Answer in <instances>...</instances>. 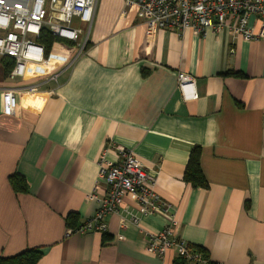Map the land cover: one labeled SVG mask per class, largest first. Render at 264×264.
I'll list each match as a JSON object with an SVG mask.
<instances>
[{
	"label": "crops",
	"instance_id": "1",
	"mask_svg": "<svg viewBox=\"0 0 264 264\" xmlns=\"http://www.w3.org/2000/svg\"><path fill=\"white\" fill-rule=\"evenodd\" d=\"M75 54L61 38L14 78L0 56V257L40 249L37 264H183L174 250H146L145 232L172 225L209 264H264V38L227 28L149 36L125 0H98L87 47L66 68ZM180 73L193 77L197 98L184 97ZM7 88L14 115L4 114ZM195 146L207 187L184 180ZM122 147L170 209L143 216L127 195L106 232L68 234L69 214L76 226L98 208L89 194L101 154L117 160ZM12 175L28 191L16 192Z\"/></svg>",
	"mask_w": 264,
	"mask_h": 264
},
{
	"label": "built area",
	"instance_id": "2",
	"mask_svg": "<svg viewBox=\"0 0 264 264\" xmlns=\"http://www.w3.org/2000/svg\"><path fill=\"white\" fill-rule=\"evenodd\" d=\"M97 1L0 0V56L16 61L10 77L25 75L29 63L44 62L46 50L39 42L44 30L75 44L76 54L66 66L69 67L87 47ZM125 4L129 10L135 9L144 16L149 36L160 29L180 32L190 28L201 35L209 28L218 31L227 28L246 40L264 38V0H125ZM74 18L86 24V29L73 25ZM58 75L59 72L53 74L49 80H57ZM179 89L185 98H197L192 76L180 73ZM3 104L4 114H15L18 99L13 88L4 90ZM98 166V178L89 194L98 208L92 216L69 228L68 234L106 232L108 217L121 213L127 195L136 197L143 216L153 215L162 208L170 209L156 192L154 177L133 149L119 148L117 160L108 159L104 151ZM102 184L106 186L104 194L99 192ZM131 220L138 223L139 217L132 215ZM172 224L177 225L175 218ZM145 240L146 250L151 254L164 257L174 250L184 264H209L202 250L175 235L172 225L158 232H145Z\"/></svg>",
	"mask_w": 264,
	"mask_h": 264
},
{
	"label": "trees",
	"instance_id": "3",
	"mask_svg": "<svg viewBox=\"0 0 264 264\" xmlns=\"http://www.w3.org/2000/svg\"><path fill=\"white\" fill-rule=\"evenodd\" d=\"M58 40H61V38L52 35L49 31L44 30L42 32V36L39 39V42L44 44L46 55L49 54L53 44ZM72 45L74 46L75 44L72 42ZM1 62L4 67L5 74L9 75L15 67V59H13L12 57L3 56L1 57ZM200 160L201 148L200 146H195L191 151L189 161L185 169L184 180L191 183L195 187H207L208 182L202 171ZM9 181L12 188L16 192L28 191V186L24 177L19 175H12L10 176ZM74 217V214H69L67 216L68 225L71 227L77 226L73 225ZM198 249L202 250L201 248ZM204 254L208 257L206 252H204ZM42 256L43 251L40 249H27L13 256H1L0 264H37Z\"/></svg>",
	"mask_w": 264,
	"mask_h": 264
},
{
	"label": "rangeland",
	"instance_id": "4",
	"mask_svg": "<svg viewBox=\"0 0 264 264\" xmlns=\"http://www.w3.org/2000/svg\"><path fill=\"white\" fill-rule=\"evenodd\" d=\"M73 25L80 26V27H82L84 30L86 29V24H84V23H80V22L78 21L77 18H74V20H73Z\"/></svg>",
	"mask_w": 264,
	"mask_h": 264
}]
</instances>
